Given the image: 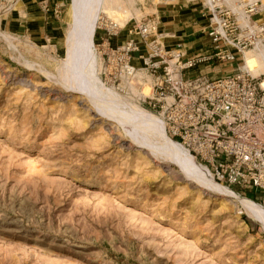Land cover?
Wrapping results in <instances>:
<instances>
[{
	"label": "rangeland",
	"instance_id": "1",
	"mask_svg": "<svg viewBox=\"0 0 264 264\" xmlns=\"http://www.w3.org/2000/svg\"><path fill=\"white\" fill-rule=\"evenodd\" d=\"M13 1L0 0V264H264L261 222L189 181L76 92L66 65L72 1L58 47L9 27ZM161 1L105 0L93 39L99 85L121 108L159 118L145 102L154 77L142 70L134 85L114 82L103 44L112 45L113 24L120 33L152 19ZM253 75L264 78V66Z\"/></svg>",
	"mask_w": 264,
	"mask_h": 264
},
{
	"label": "built area",
	"instance_id": "2",
	"mask_svg": "<svg viewBox=\"0 0 264 264\" xmlns=\"http://www.w3.org/2000/svg\"><path fill=\"white\" fill-rule=\"evenodd\" d=\"M210 21L211 44L186 56L167 48L155 33L152 18L127 23L129 38L112 46L103 44L104 69L115 81L129 80L144 70L154 77L152 95L145 99L157 112L166 134L184 146L212 173L214 179L238 191L264 192V78L239 65L218 77L187 76L186 72L217 63L245 60L250 49L264 50V0H203ZM112 29L115 31H112ZM108 35L119 34L113 24Z\"/></svg>",
	"mask_w": 264,
	"mask_h": 264
},
{
	"label": "bare ground",
	"instance_id": "3",
	"mask_svg": "<svg viewBox=\"0 0 264 264\" xmlns=\"http://www.w3.org/2000/svg\"><path fill=\"white\" fill-rule=\"evenodd\" d=\"M104 2L105 0H95L94 4H90V0H74L72 5L66 65L69 68L70 77L75 81L77 89L75 91L85 95L96 112L104 119L123 126L126 129V134L135 143H140L153 155L177 165L189 181L203 186L205 189L208 188L212 192L235 199L234 201L240 204L250 218L264 225V207L217 182L188 149L166 134L161 118L142 108H121L122 106L119 105L121 101L119 99L118 101L110 90L99 85L101 82L95 73L96 54L93 39ZM252 50L256 52H251L248 55V51L246 52L244 65L253 73L259 74L261 65L264 66V50ZM137 77L138 75L126 80V83L134 85ZM138 131H141V134L144 132L153 142H145L143 136L138 135Z\"/></svg>",
	"mask_w": 264,
	"mask_h": 264
},
{
	"label": "crops",
	"instance_id": "4",
	"mask_svg": "<svg viewBox=\"0 0 264 264\" xmlns=\"http://www.w3.org/2000/svg\"><path fill=\"white\" fill-rule=\"evenodd\" d=\"M68 0H14L9 8V27L20 35H28L31 41L58 47L60 41L67 42L69 24L65 5ZM203 0H162L155 10L154 19L158 22L156 36L167 48H178L186 56L208 50L211 39L208 35L210 21L203 15ZM264 19V12L254 17ZM129 38L127 28L110 37L112 46H118ZM232 65H206L186 72L187 76L206 73L218 77L227 73ZM245 192L264 207V192L248 189ZM252 199V200H253Z\"/></svg>",
	"mask_w": 264,
	"mask_h": 264
},
{
	"label": "water",
	"instance_id": "5",
	"mask_svg": "<svg viewBox=\"0 0 264 264\" xmlns=\"http://www.w3.org/2000/svg\"><path fill=\"white\" fill-rule=\"evenodd\" d=\"M72 1V3L74 4V0H71ZM94 1L95 0H90V4H94ZM97 113V112H96ZM98 114V113H97ZM99 115V114H98ZM183 177H184V175H183Z\"/></svg>",
	"mask_w": 264,
	"mask_h": 264
},
{
	"label": "trees",
	"instance_id": "6",
	"mask_svg": "<svg viewBox=\"0 0 264 264\" xmlns=\"http://www.w3.org/2000/svg\"><path fill=\"white\" fill-rule=\"evenodd\" d=\"M249 198L253 199L252 197L249 196ZM254 200V199H253Z\"/></svg>",
	"mask_w": 264,
	"mask_h": 264
}]
</instances>
